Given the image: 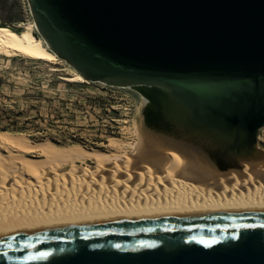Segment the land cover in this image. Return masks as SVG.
I'll return each mask as SVG.
<instances>
[{"label":"water","instance_id":"1","mask_svg":"<svg viewBox=\"0 0 264 264\" xmlns=\"http://www.w3.org/2000/svg\"><path fill=\"white\" fill-rule=\"evenodd\" d=\"M86 81L163 84L191 128L251 152L264 129V0H26ZM47 254V255H44ZM0 264H264V211L0 236Z\"/></svg>","mask_w":264,"mask_h":264},{"label":"bare ground","instance_id":"2","mask_svg":"<svg viewBox=\"0 0 264 264\" xmlns=\"http://www.w3.org/2000/svg\"><path fill=\"white\" fill-rule=\"evenodd\" d=\"M22 29L0 26V55L57 59L36 22ZM72 80L85 82L78 72ZM110 87L143 97L135 142L116 139L100 151L0 132V236L164 215L264 211L261 131L253 151L237 154L229 139L192 129L165 85Z\"/></svg>","mask_w":264,"mask_h":264},{"label":"rangeland","instance_id":"3","mask_svg":"<svg viewBox=\"0 0 264 264\" xmlns=\"http://www.w3.org/2000/svg\"><path fill=\"white\" fill-rule=\"evenodd\" d=\"M33 22L26 0H0V26L20 32ZM76 72L60 57L0 55V132L26 136L32 143L80 144L100 151L110 150L116 139L135 142L143 97L128 88L73 81ZM260 146L264 149V129Z\"/></svg>","mask_w":264,"mask_h":264},{"label":"trees","instance_id":"4","mask_svg":"<svg viewBox=\"0 0 264 264\" xmlns=\"http://www.w3.org/2000/svg\"><path fill=\"white\" fill-rule=\"evenodd\" d=\"M6 27H8V26H6ZM8 28H10V27H8ZM16 31V30H15ZM18 32V31H17Z\"/></svg>","mask_w":264,"mask_h":264},{"label":"snow or ice","instance_id":"5","mask_svg":"<svg viewBox=\"0 0 264 264\" xmlns=\"http://www.w3.org/2000/svg\"><path fill=\"white\" fill-rule=\"evenodd\" d=\"M44 255H47V254H44Z\"/></svg>","mask_w":264,"mask_h":264}]
</instances>
